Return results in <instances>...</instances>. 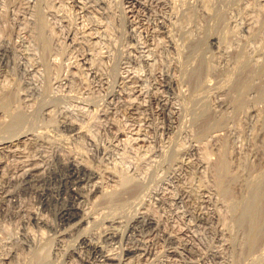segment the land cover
Wrapping results in <instances>:
<instances>
[{
    "label": "rangeland",
    "instance_id": "1",
    "mask_svg": "<svg viewBox=\"0 0 264 264\" xmlns=\"http://www.w3.org/2000/svg\"><path fill=\"white\" fill-rule=\"evenodd\" d=\"M20 133L0 151V264H102L87 237L108 264H264V0H0V141ZM71 159L104 193L59 188Z\"/></svg>",
    "mask_w": 264,
    "mask_h": 264
},
{
    "label": "bare ground",
    "instance_id": "2",
    "mask_svg": "<svg viewBox=\"0 0 264 264\" xmlns=\"http://www.w3.org/2000/svg\"><path fill=\"white\" fill-rule=\"evenodd\" d=\"M98 41V40H97ZM22 43V42H21ZM24 44V43H23ZM20 46V45H19ZM22 48L20 49H23V55L24 57L26 58H30V52H29V49L27 50V48L23 45L21 46ZM6 49V48H5ZM149 51H147L146 55L144 54V61L147 65L151 66L150 63H151V58L150 56L148 55L149 54ZM22 52V51H21ZM5 55L2 54L1 55V60L4 61L5 60ZM27 60V59H26ZM36 65V64H35ZM34 66V65H33ZM151 69V68H150ZM164 74V73H163ZM162 75V74H161ZM133 76L131 74V72L129 70H126L125 72H123V74L121 75V81L124 83V84H128V83H131L133 82ZM165 80V79H164ZM162 83V82H160ZM174 80L168 75L167 76V79L165 80V85L164 87L167 89H169V87L174 84ZM135 84V83H134ZM171 88V87H170ZM7 97V96H6ZM5 97V98H6ZM130 98V97H129ZM8 99V97H7ZM157 99V98H156ZM4 103L7 102L6 99H3ZM167 98L164 96H160L159 99H158V103L162 106V111L166 113V116H168V119L169 121L171 122V118H172V114L170 113V111H168V108L169 106L167 105ZM131 106V104H130ZM168 106V108H167ZM170 109V108H169ZM173 113V112H172ZM75 131H77V133L79 134L80 130L78 128H75L74 129ZM17 136V135H16ZM14 137V136H13ZM30 139L28 135L22 133L19 134V136L15 137L14 139H8V140H1L0 141V151L1 153L2 152H12V150L14 148H17V143L20 144L19 142L23 143L25 142L26 140ZM27 148V147H26ZM19 149V148H18ZM19 151V150H18ZM25 150H23L24 152ZM15 152H16V149H15ZM22 153V151H21ZM10 154V153H9ZM20 155V154H19ZM28 155V154H27ZM24 158V156H22ZM27 157V156H25ZM31 158V157H30ZM29 158V159H30ZM18 159V157H17ZM21 159V158H20ZM19 159V161H20ZM28 158H26V160L24 159V161L22 160V164H25V165H28V166H31V169H29V171H27L26 175H24V177L26 178V180L28 181V183L30 184L31 187L38 189L37 188V185H40L41 186V178L40 175L38 174V168L36 166H34L33 164H31V160H29ZM33 162V161H32ZM38 166V165H37ZM66 174L65 175H62V176H59L61 174L58 175L59 178V182H60V187H64L65 186V191L66 192H69L71 193L76 200H80V199H86L88 198L89 195L93 194V193H96V192H103V182L102 180L100 179V174H98L96 172V170H93L92 168H89L88 166H85L83 165L81 162L77 161L76 159H71V161L66 165ZM40 171V170H39ZM42 171V169H41ZM38 172V173H37ZM1 175V174H0ZM103 176V175H102ZM0 177H4V176H0ZM24 178V179H25ZM128 179L127 177H124L122 176V182L125 181L126 179ZM23 180V179H22ZM1 181V180H0ZM3 181V180H2ZM25 181V183L27 182ZM127 181V180H126ZM29 186V185H28ZM109 190V189H108ZM257 191V190H255ZM40 192V191H39ZM65 192V193H66ZM68 193V194H69ZM104 193V192H103ZM255 194V193H254ZM64 199V197H63ZM260 199H262V197H256L255 198V203L254 204H251L253 206H250L249 209H245L246 211H244V216H248L247 218H251L253 215H254V212H255V209H257V201H259ZM78 202V201H77ZM254 202V201H253ZM248 205V203H247ZM259 205V204H258ZM28 206V205H27ZM32 206V205H31ZM79 206V205H77ZM76 206V207H77ZM75 207V204L71 205V206H68L67 205L65 206H60L59 208V212H58V215L59 217L61 218V220L65 223V224H69L71 221H75V215L73 216V214L71 213L73 208ZM20 208V207H19ZM25 210H28L27 208H24ZM22 208H21V212H22ZM35 210V209H34ZM243 210V209H242ZM24 211V210H23ZM258 212V211H257ZM29 213H30V210H29ZM29 218L34 220L33 222L39 221V218L36 214H34L33 212L29 214ZM260 215V213H259ZM242 216V215H241ZM257 216V215H255ZM254 217V216H253ZM259 218V217H258ZM29 219V220H30ZM253 219V218H252ZM250 219L251 220V223H253L252 221H254L255 223V219ZM242 220V219H241ZM244 220V219H243ZM249 220V221H250ZM31 221V220H30ZM139 221H137L138 223ZM63 223V224H64ZM72 223V222H71ZM140 223L144 226H154L155 228L154 229H157L158 231L160 230V223L155 219V218H151V219H148V220H140ZM139 223V224H140ZM259 224V223H258ZM256 224V225H258ZM255 225V224H254ZM252 224V227L254 226ZM255 225V226H256ZM261 225V223H260ZM254 226V227H255ZM251 227V228H252ZM259 227V226H258ZM257 227V228H258ZM256 227L254 228V230L257 229ZM262 228V226L259 227V229ZM257 231V230H256ZM252 232V231H251ZM254 233V231L252 232ZM251 233V234H252ZM259 233V232H258ZM118 232L113 230V231H110L107 233L106 235V238L108 240H116L118 238ZM254 235V234H253ZM257 235V234H256ZM259 235V234H258ZM257 235V236H258ZM166 236L168 237L167 239L170 240L171 244H177L179 245V242L177 241L176 237L170 235V234H166ZM252 236V235H251ZM90 237H87L85 238L84 240H82V242L88 246L94 253H98L100 254V257H101V263L102 264H108V263H114V260H115V257L111 254V252L109 253V250L106 249V247H104L103 245L99 244V243H95L93 242L94 240L92 239H88ZM252 238H257V237H252ZM255 240V239H254ZM252 240V241H254ZM107 241V240H106ZM256 241V240H255ZM97 242V241H96ZM254 242H252L253 244ZM256 243V242H255ZM185 246V245H184ZM186 247V246H185ZM88 248V249H89ZM184 248V247H183ZM89 249V250H90ZM99 259V258H98ZM100 262V261H99Z\"/></svg>",
    "mask_w": 264,
    "mask_h": 264
}]
</instances>
